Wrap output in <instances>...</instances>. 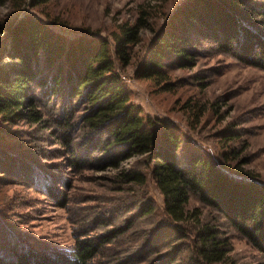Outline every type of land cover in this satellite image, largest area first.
<instances>
[{"label": "trees", "instance_id": "1", "mask_svg": "<svg viewBox=\"0 0 264 264\" xmlns=\"http://www.w3.org/2000/svg\"><path fill=\"white\" fill-rule=\"evenodd\" d=\"M47 1L0 0V5L7 8L0 14V55L5 52L11 58L10 63L0 65L1 123L21 121L43 126L49 118L34 90L66 91L70 100L59 104L54 113L53 122L61 130L56 137H62L71 150L82 143L111 152L113 157L107 162L114 166L136 156L134 167L138 170L122 171L118 178L124 183L144 185L146 172L151 175L163 197L164 213L175 240L150 260L147 254H125L119 249L108 254L103 248L113 240L108 235L76 238L70 249L59 253L20 246L17 239L13 240L12 245L17 246L12 254L0 264H102L95 262L96 258L103 264H128L131 258L137 264L228 263L233 250L231 237L214 217L204 218L201 207H188L192 196L221 213L264 254V184L247 170L229 169L227 159L215 160L195 148L184 150L172 125L143 114L131 100L122 70L132 63L134 46L142 40L140 30L145 17L150 18L154 12L138 16L133 23H122L113 46L108 38L94 37L92 32L74 46L46 24L26 18V7ZM8 34L6 52L3 43ZM202 39L264 70V0H181L156 31L136 74L170 89L169 69L192 61L197 52L195 45ZM70 102L74 107L69 106ZM78 110L83 112L76 115ZM2 126L0 135L6 131ZM82 128L103 139L74 140L70 135ZM229 153H223L224 158H231L235 151ZM151 212V207L142 210L143 214Z\"/></svg>", "mask_w": 264, "mask_h": 264}, {"label": "rangeland", "instance_id": "2", "mask_svg": "<svg viewBox=\"0 0 264 264\" xmlns=\"http://www.w3.org/2000/svg\"><path fill=\"white\" fill-rule=\"evenodd\" d=\"M180 1L48 0L26 7L25 14L46 24L65 43L75 46L92 32L94 37L108 38L113 46L122 23H133L138 16L154 12L150 18L145 17L142 40L134 46L132 63L122 70L132 102L143 114L172 125L184 150L195 148L215 160L227 159L229 169L247 170L264 184L263 69L202 39L195 45L192 61L169 69L170 89L135 72L166 15ZM6 11V6L0 5V14ZM9 35L3 43L6 52ZM10 61L5 52L0 55V65ZM34 95L49 118L43 126L0 121L2 130H6L0 135V260L12 254L17 246L12 245L13 240L17 239L20 246L59 253L70 249L76 238L108 235L113 238L103 246L108 254L119 249L125 254H147L150 260L167 250L175 232L165 216L163 197L154 179L148 172L144 185L118 178L122 171L138 170L134 167L136 156L114 166L107 162L113 157L111 152L82 143L71 150L62 137H56L61 130L53 122L59 104L70 100L68 93L42 88L34 90ZM82 112L78 110L76 115ZM70 136L74 140L103 139L83 128ZM231 150L234 156L224 158L223 153L228 155ZM74 159L85 163L75 164ZM194 206L201 207L204 218L218 220L222 231L231 237V259L225 264H264V254L221 213L203 205L196 196L188 204ZM148 207L152 212L143 214ZM114 233L118 236L113 237ZM131 260L127 263L137 264ZM95 262L104 263L99 258Z\"/></svg>", "mask_w": 264, "mask_h": 264}]
</instances>
